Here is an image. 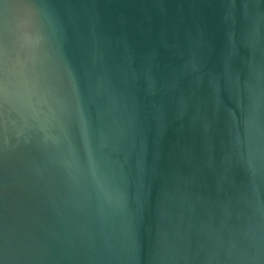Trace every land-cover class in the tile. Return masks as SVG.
Returning <instances> with one entry per match:
<instances>
[{
    "label": "water",
    "instance_id": "obj_1",
    "mask_svg": "<svg viewBox=\"0 0 264 264\" xmlns=\"http://www.w3.org/2000/svg\"><path fill=\"white\" fill-rule=\"evenodd\" d=\"M0 264H264V0H0Z\"/></svg>",
    "mask_w": 264,
    "mask_h": 264
}]
</instances>
